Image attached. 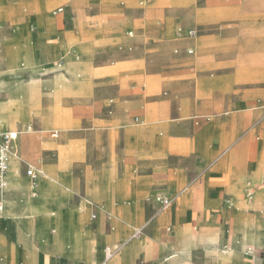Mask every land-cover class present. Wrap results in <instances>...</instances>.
Here are the masks:
<instances>
[{"label":"crops","instance_id":"crops-1","mask_svg":"<svg viewBox=\"0 0 264 264\" xmlns=\"http://www.w3.org/2000/svg\"><path fill=\"white\" fill-rule=\"evenodd\" d=\"M212 1L217 0H209L208 3ZM64 2L47 0L36 8L48 9ZM187 2L163 1L171 6H183ZM224 13L219 7L208 5L197 10L196 19L207 21ZM13 22L15 33L8 38L9 43L21 45L7 52L6 62L8 72L15 73V66L20 65L21 71L29 68L21 61L25 50H28L33 66L43 61L40 48L44 42L41 44V41L52 35L56 27L49 18L34 24L32 30L27 24L20 27L15 18ZM189 28L199 31L193 39L179 34V29L185 31ZM127 31L133 30L126 29L123 40L114 49L108 45L109 50L94 54L93 62L100 64L98 67L80 63L78 57H74L65 60L62 69L47 78L7 81L6 87H2L0 93L5 97L0 102H5L20 87L34 89L38 93V102H25L20 112L21 119L13 121L3 131L28 125L24 122L32 119L34 111L43 104L41 93L45 87L50 89L49 107L40 119L48 126H54L58 120L64 127H70L65 130L63 126L59 127L62 133H58L56 138L49 134L54 142L42 141L48 147L54 146L57 156L51 158L45 154L43 168L34 165L42 171L38 180L40 188L46 189L53 183L64 186V193L59 190L57 199L52 202L51 211L38 203L43 199L40 189L37 198H30L26 189L18 190L16 203L0 196V202L7 205L3 210L7 208L14 215L13 218L0 216H4L0 221L5 227V231L0 232V251L2 249L5 256L3 264H195L192 254L199 248H202L203 264L211 260L214 264H264V257L256 255L258 250L264 249V194L257 191L255 198L248 203L241 196L244 183L254 182L264 175V117L253 134L252 129H246L231 143L250 120L261 115V109L254 108L249 112L251 102L246 98L247 94L242 93L234 95L230 101L226 100V107L230 106L233 113L230 117L211 120L201 114L186 121L187 118L180 114L187 107L192 112H212L217 108L221 87L216 81L199 88L200 92L211 95L200 99L196 97V87L188 77L175 82L167 96H155L152 100L132 93L134 87L122 88L118 72L138 61L136 58L127 60L134 54L138 42L136 33L133 31V37H128ZM200 31L198 25H178L173 35L177 47L172 49L170 57L160 61L154 53V74H187L185 63L193 61L208 41ZM152 32L158 40L164 35L161 29L154 28ZM89 34L83 30L69 41L78 42L80 50L88 54L91 44L84 43L82 38ZM67 36L63 33L62 38L56 40H63L66 45ZM51 42L49 48L54 46ZM120 44L132 45L133 51L121 53L117 50ZM168 44L167 41H154L150 46L160 50ZM186 48H192L193 53L188 55ZM71 51V55L76 52L73 46ZM61 54L65 55V50ZM229 58L228 54L215 55L218 63L229 61ZM79 74L82 78H78ZM64 92L85 96H79L80 100L70 107V112L63 111L59 103ZM53 93L58 95V101ZM165 107L172 115L170 120L162 118ZM76 120L82 126L74 127ZM161 128L165 134L157 132ZM30 132L32 130L19 135L12 157L19 160L18 147L23 136ZM253 135H256L254 140ZM37 147L33 137H28L21 152L30 158ZM17 164L13 170L11 160L10 172L3 177L7 183L6 191L20 185L18 179L22 187L29 186L28 178L20 173V167L24 170L25 165ZM156 192L171 197L172 203L166 210L158 211L142 235L134 237V230L145 224L146 207L154 206V203L159 207L154 200ZM22 194L25 198L20 203ZM0 195H3V190H0ZM149 196H153L152 202L146 203ZM246 205L249 209H244ZM25 213L18 224L28 221L34 231L29 234L19 229L13 231L17 215ZM197 226L198 231L193 233ZM230 232L232 241L228 246L226 240L220 241ZM31 234L39 238V247L33 248L26 240ZM22 237L26 240L23 246L20 244ZM238 240L253 245L248 261L237 248ZM213 243H220L221 248L211 249ZM106 249L114 251L108 259L104 254Z\"/></svg>","mask_w":264,"mask_h":264},{"label":"rangeland","instance_id":"rangeland-1","mask_svg":"<svg viewBox=\"0 0 264 264\" xmlns=\"http://www.w3.org/2000/svg\"><path fill=\"white\" fill-rule=\"evenodd\" d=\"M44 1L47 0H0V91H2V87H6L7 81L22 80L27 82L33 77L37 79L47 78L62 69L65 60L74 57H78L77 61L80 63L86 62L91 67H98L100 64L93 62L94 54L100 50H109L108 45L111 47V50L114 49L115 45L123 40V32L126 29H131L136 33L138 42L134 47V54L127 60L136 58L138 61H134L135 64L131 62V65L118 72L122 88L134 87L131 90L132 93L140 94L145 100H152L155 96H167L171 86L175 82L188 77L196 87V97L200 99L209 98L211 95L207 92H200L199 88L210 84V81H216L215 83L221 87L219 90L221 92L217 108L214 111L192 112L187 107V110H184L180 116L184 115L187 118L186 121H191L194 115L201 114L209 116L211 120L224 116L230 117L233 113L230 106L226 107V100L230 101L234 95L244 93L247 94L246 98L251 102V105H248L249 112L260 108L261 115L250 120L244 131L234 136L231 143L238 139L246 129H252V134L257 130V124L264 117V0H217L210 2V4L208 3L209 0H187V4L183 6L167 5L163 3L165 0H134V2H130V0H65L64 3L57 4L48 9L44 7L37 9V5H40ZM208 5L219 7L225 13L212 17L207 21L197 20V10ZM60 6L63 7V11L53 14V10ZM13 18L16 19L18 25L20 24V27L23 24H27V27L31 30L34 24L41 23L40 21L47 18L56 27L52 35H47L46 40L41 41V44L44 42L41 48L39 47L43 50V61L33 66L34 63L28 56V50H25L21 54V61L29 65V68L21 71L19 69L20 65L15 66L13 67L16 70L15 73L14 71L8 72L6 62L7 52L10 50L14 51L21 45L15 42L9 43L8 40L15 33ZM178 25H198L201 29L200 35H203L208 41L204 45V49L197 52L193 61L185 63L188 69L187 74H154V53L157 54L160 61H166L170 57L172 49L177 47L176 43L173 42V35ZM154 28L164 31V35L159 40L154 32H152ZM83 30L90 32L89 35L82 38L84 43L91 44L88 54L80 50L78 42L69 41L70 38H74ZM63 33L68 35L66 39L68 43L66 45H64L63 40H60V42L56 40L58 37L62 38L61 34ZM154 41H167L169 44L160 50H154V47L150 46ZM50 42L54 44L52 48L48 47ZM72 46L76 52L71 55ZM62 50H65V55L61 54ZM140 50H142L140 54L135 56ZM218 53L228 54L230 60L223 63L216 62L215 55ZM240 59L243 60L241 61ZM32 66L33 68H31ZM78 78H82V75ZM92 82V79H90V85L93 84ZM49 93L50 89L45 87V90L41 93L43 104L34 111L32 119L30 118V120L24 122L32 126V132L23 136L20 147H18L20 153L18 163L22 165L30 163L43 168L42 162L46 160L45 154L51 158L57 156V149L54 146L48 147L47 144L42 143L44 140L53 141L49 137L51 131L58 130L59 135L62 133V130L52 125L48 126L40 119L49 107ZM83 95L85 96V94L64 93L62 94L59 107L63 111L70 112V107L77 102L76 100H80L79 96ZM4 97L5 94L0 93V99ZM163 111L162 118L170 120L172 115L169 108L165 107ZM69 116L71 117L72 114ZM73 126L80 127L82 125L79 120H76ZM67 128L70 127H64L63 130ZM160 131L163 134L166 133L162 128L157 130L158 133ZM28 137H33L38 144V147L32 151V157L30 158L25 156L23 151L21 152V148L23 150L26 138ZM254 139H256V135H253L252 140ZM20 173L22 176L24 175L22 166L20 167ZM263 177L264 175L254 182L248 181V183H244L241 196L244 198L245 203L253 200L257 191L264 194V191L262 192L263 188L260 187ZM17 182L20 185L9 187L7 191L3 190V195L0 196L10 200L12 203L18 202L19 195L17 191L26 189L29 192L30 186L26 188L22 187L20 179ZM27 184H29L28 179ZM37 184V189L41 190L43 198L38 203L43 208H50L49 210L51 211L53 207L51 206L53 205L52 202L57 199L59 190L64 193V186L53 183L52 186L45 189V187L40 188L39 181ZM65 186L71 188L68 185ZM248 187H252L254 190L250 200L246 196V189ZM149 197L150 199L146 203L152 202L153 196ZM64 208L67 209L69 207ZM158 209L159 207L156 203H154V206L151 204L146 207V221L141 228V235L150 227L153 217L155 218L159 211ZM244 209H249V206L246 205ZM7 215L13 218L9 213ZM25 215L26 213L17 215L15 219L17 222L15 226L13 225V231L19 229L21 232H24L20 229L18 221ZM28 229L29 233L34 231L30 225ZM4 231V224L0 221V232L3 233ZM195 231H198V226L196 230H192L193 233ZM22 239L20 240L21 246L25 245L26 240L31 243L33 248H37L40 245V240L35 235L31 234L26 240L23 237ZM223 240H226L227 245L230 246L232 241L231 232L222 238L220 242ZM237 245L239 246L237 248L246 261H248V258H251L250 253L254 250L252 249L253 245L246 242L241 243L239 240L237 241ZM210 248L219 249L221 248V244L213 243L210 245ZM201 251L202 248H199L193 252V263L203 264V254ZM256 255L263 258L264 249L258 250ZM4 260V252L1 249L0 264H3ZM206 264L214 263L211 260Z\"/></svg>","mask_w":264,"mask_h":264},{"label":"built area","instance_id":"built-area-1","mask_svg":"<svg viewBox=\"0 0 264 264\" xmlns=\"http://www.w3.org/2000/svg\"><path fill=\"white\" fill-rule=\"evenodd\" d=\"M63 11V7L60 6L53 10V14L59 13ZM198 29L197 28H189L187 30H182L179 29V34H181L182 37H186L189 39H193L198 35ZM133 31H127V36L128 37H133ZM117 50L120 51L121 53L128 54L133 51V46L132 45H124L120 44L117 46ZM177 53V50L174 51ZM185 52L188 55H191L193 53L192 48H186ZM134 121L138 122V118L134 117ZM32 129V126L30 124L25 125L21 127L20 129L16 130H5V131H0V177L3 178L6 176V173L8 172V162H9V157L12 153L16 152V146H17V140L20 134L26 133L27 131H30ZM50 136L53 138H56L58 136L57 131H51ZM24 174L29 180V186H30V191H29V197L30 198H37L38 197V189H37V183L39 178L42 175V171L37 168L36 166L32 164H25V169H24ZM6 184L4 181L0 180V189L4 190ZM261 188H264V181L261 182ZM246 196L248 199L252 198V194L254 193V190L252 187L246 189ZM25 195L22 194L21 197L19 198V202L22 203L24 201ZM154 200L159 204V211L166 210L167 208L170 207L172 203V198L169 196L164 195L163 193H156L154 195ZM2 209V206H0V210ZM95 215H92V218H94ZM133 235L136 237H139L141 235V229H135L133 232ZM114 251L106 249L104 254L105 258L108 259L109 257L112 256Z\"/></svg>","mask_w":264,"mask_h":264},{"label":"bare ground","instance_id":"bare-ground-1","mask_svg":"<svg viewBox=\"0 0 264 264\" xmlns=\"http://www.w3.org/2000/svg\"><path fill=\"white\" fill-rule=\"evenodd\" d=\"M68 62V61H67ZM75 62V61H74ZM78 64V63H77ZM26 66V65H25ZM67 66V65H66ZM70 66V65H69ZM27 67V66H26ZM73 68V67H72ZM66 69V68H65ZM80 70V69H79ZM112 70V69H111ZM69 71V70H68ZM67 71V72H68ZM82 71V70H81ZM86 74V73H85ZM80 75V74H79ZM66 76V75H65ZM20 84V83H19ZM26 86V85H25ZM20 87V86H19ZM65 88V87H64ZM10 89V86H9ZM12 91V89H10ZM63 91V90H62ZM65 91V89H64ZM65 93V92H64ZM53 97H56V100L58 101V95L53 93L52 94ZM31 103L34 104L36 102H38V93L37 91H35L34 89H24V88H16L11 94L10 97L5 101V102H0V131H3L4 129H6L11 123H13V121H17L21 119V109L24 103ZM25 105V104H24ZM27 108V106H26ZM64 125L56 120L55 121V125L54 127L59 128ZM65 147H63L64 149ZM59 149V147H58ZM60 150V149H59ZM69 150V149H68ZM66 151V150H65ZM66 154V153H65ZM14 155V153H12L9 157L10 163L8 162V172H10V167H11V160H12V169L16 170L17 167V163H18V159L16 156L12 157ZM62 155V154H61ZM62 157V156H61ZM256 172V171H255ZM258 174H256L257 176ZM0 180L4 181L3 178L0 177ZM5 182V181H4ZM6 186L4 189H6L7 187V183L5 182ZM239 186V185H238ZM243 187V186H242ZM239 188V187H238ZM4 202H0V204L2 205V210L4 209ZM0 205V206H1ZM7 206V205H5ZM0 212V216L1 215H7L8 213L13 215V212H10L7 208L5 210H3ZM4 217V216H3ZM2 217V218H3ZM1 218V219H2ZM28 222V221H27ZM25 220L23 221V225H19L20 229H22L24 232L29 233V225ZM55 236V235H54ZM188 236V235H187ZM136 237V236H134ZM193 239V238H192ZM184 241H186V239H184ZM192 242V241H191ZM188 243V242H187ZM190 243V242H189ZM188 243V244H189ZM194 244V243H193ZM185 245V244H184ZM183 245V246H184ZM189 247V246H188ZM235 248V247H234ZM180 258V257H179ZM226 258V257H225ZM243 258V257H242ZM171 259V258H169ZM38 260V259H37ZM217 260V259H216ZM162 261V260H161Z\"/></svg>","mask_w":264,"mask_h":264}]
</instances>
